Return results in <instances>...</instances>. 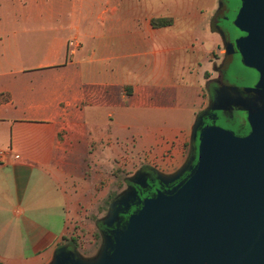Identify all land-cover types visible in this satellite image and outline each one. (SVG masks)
Wrapping results in <instances>:
<instances>
[{
    "label": "crops",
    "instance_id": "crops-1",
    "mask_svg": "<svg viewBox=\"0 0 264 264\" xmlns=\"http://www.w3.org/2000/svg\"><path fill=\"white\" fill-rule=\"evenodd\" d=\"M218 1L0 0V264L73 250L68 216L79 225L114 154L182 161L205 108L182 91L220 65Z\"/></svg>",
    "mask_w": 264,
    "mask_h": 264
},
{
    "label": "water",
    "instance_id": "water-1",
    "mask_svg": "<svg viewBox=\"0 0 264 264\" xmlns=\"http://www.w3.org/2000/svg\"><path fill=\"white\" fill-rule=\"evenodd\" d=\"M239 1L232 26L245 36L235 40V50L242 66L258 74L247 91L264 99V0ZM227 49L233 52L232 45ZM244 109L250 131L243 137L195 125V164L176 185L169 186L185 167L171 175L138 171L128 179L131 185L102 220L108 233L95 257L63 246L50 264H264V100ZM154 184L155 193L140 199L134 186ZM119 215H127L122 225Z\"/></svg>",
    "mask_w": 264,
    "mask_h": 264
},
{
    "label": "flooded vegetation",
    "instance_id": "flooded-vegetation-1",
    "mask_svg": "<svg viewBox=\"0 0 264 264\" xmlns=\"http://www.w3.org/2000/svg\"><path fill=\"white\" fill-rule=\"evenodd\" d=\"M235 2L238 3V7L234 10L231 4ZM239 6V0L218 1V10L213 18L216 26L221 31L222 44L220 49L222 50V54L218 56V58H220V65L216 68L213 79H210L205 84V99L207 100V105L198 115L196 129L214 125L231 131L236 136L243 137L250 131L246 121V110L244 108L248 107L250 110H253L259 107L264 99L253 91H247L248 89H252L258 81V74L254 70H244L240 75H236L233 73L234 71H232L233 67L242 65L240 57L235 50L234 42L244 37L245 34L237 31L232 26V21L237 14ZM230 15H233L232 19ZM228 45H232L233 52L227 49ZM216 107H220L222 110H212V108ZM197 144V140L195 139L190 141L188 157L173 173L178 172L184 167L185 170L177 181L169 185L170 187L176 185L180 180L185 178L188 169L195 164L192 157ZM141 171L144 174L150 175H153L155 172L150 168H144ZM150 179L151 177H148V180ZM130 185H126V189ZM134 187L140 199L151 197L158 189L156 184L149 185L145 189H140L137 186ZM137 207H139V205L131 207L128 215ZM126 218L127 215H119L117 222L122 225ZM117 222L113 224L112 229L116 227ZM107 233L108 231L104 227V229L100 231V236L103 238Z\"/></svg>",
    "mask_w": 264,
    "mask_h": 264
},
{
    "label": "rangeland",
    "instance_id": "rangeland-1",
    "mask_svg": "<svg viewBox=\"0 0 264 264\" xmlns=\"http://www.w3.org/2000/svg\"><path fill=\"white\" fill-rule=\"evenodd\" d=\"M232 8L235 10L238 7V3H232ZM233 15H230V18L232 19ZM246 71L247 68L241 66H235L233 67L232 71L236 75H240L242 72ZM201 79V78H200ZM202 85V86H201ZM195 91L189 88H186L182 91V101L183 104L186 106H190V104L195 105L196 112L200 111L203 106L207 105V100L205 99V84L203 85V82L200 83V80L198 81V85ZM195 92H198L199 98L198 100L202 101V104L198 105V101H196V95ZM182 142L180 143L181 150L183 151L182 155V161H184L187 156L189 155V147H188V141L190 139L189 137V130L184 131L182 133ZM125 149H130L129 146H124ZM147 152L139 154H114V163L112 168H101L98 170V182H97V196L96 198L92 197L89 200H84L80 202L79 210V225H76L77 221H73V217L71 214H69V222L71 223V226L69 227L70 230L68 232L67 238H68V244H76V249H74L75 253L80 255L81 257L86 258H93L97 255L99 252L101 246H102V237L99 234L97 222L102 221L108 216V207L106 205V202L103 201L104 195L106 192H114L118 193L119 195L122 194L126 187H123L122 182L126 179L133 178L134 175L138 172L143 170L146 167H150L156 171L163 172V173H169L174 171L180 164L178 163L174 167H169L162 161H147V158L145 157V154ZM167 157V156H166ZM100 179L101 184L99 183ZM99 183V184H98ZM91 191L92 186H91ZM90 191V190H88ZM62 203V201H59ZM69 203V202H66ZM93 241H95L94 247H90ZM90 248V249H89Z\"/></svg>",
    "mask_w": 264,
    "mask_h": 264
},
{
    "label": "trees",
    "instance_id": "trees-1",
    "mask_svg": "<svg viewBox=\"0 0 264 264\" xmlns=\"http://www.w3.org/2000/svg\"><path fill=\"white\" fill-rule=\"evenodd\" d=\"M171 21L170 20H158V21H153L152 25L153 26H162V25H167L169 24ZM123 187H126V185H130V182L128 181V179H126L125 181L122 182ZM119 197V192L114 193L112 191H110L106 197V199L104 200L106 202V205L109 209V206L112 202H114L117 198ZM97 226H98V231L100 234V231L104 229V225L102 223V221H98L97 222ZM72 249H76V244H73Z\"/></svg>",
    "mask_w": 264,
    "mask_h": 264
},
{
    "label": "built area",
    "instance_id": "built-area-1",
    "mask_svg": "<svg viewBox=\"0 0 264 264\" xmlns=\"http://www.w3.org/2000/svg\"><path fill=\"white\" fill-rule=\"evenodd\" d=\"M68 47H71V48H77L78 47V45L75 43V42H73V41H71V42H68ZM2 155V152H0V156Z\"/></svg>",
    "mask_w": 264,
    "mask_h": 264
}]
</instances>
